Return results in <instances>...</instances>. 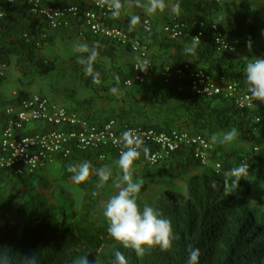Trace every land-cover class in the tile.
I'll list each match as a JSON object with an SVG mask.
<instances>
[{"label":"trees","instance_id":"trees-1","mask_svg":"<svg viewBox=\"0 0 264 264\" xmlns=\"http://www.w3.org/2000/svg\"><path fill=\"white\" fill-rule=\"evenodd\" d=\"M231 1L237 4V11L227 16L232 28L220 19L222 0H179V15L172 12H158L154 16L138 13L140 23L148 20L152 25L151 33H145L142 27L129 31L130 24L121 19L124 7L117 20L106 21V24L123 30L148 51L156 48L167 54L172 52L166 58H160L159 64L149 57L157 71L143 82L133 81L132 87L127 88L125 82L133 75L130 68L125 71L120 67L118 60L121 59L120 50L128 51V46L94 36L84 26L82 17L70 20L65 27L51 30L41 16L30 12L26 3L8 4L0 0V84L6 82L4 70L12 66L28 86L36 78L44 80L60 67L56 58L50 60L41 56V50L50 43V32L54 31L63 38L71 29L79 27L80 35L90 43L89 46L94 42L101 45L94 64L95 71L100 73L99 84H94L91 77L84 74V66L77 62L78 53L70 59L73 73L79 76L84 87L96 94L94 99L77 102L72 98L69 103L81 113L86 123L101 124L114 120L123 125L166 133L184 129L190 135H203L210 141L214 134L236 129L238 143L248 148L245 154H238L236 150L226 151L223 145L212 143L211 162L220 165L219 171L210 166H200L190 148L181 147L169 159L153 167L148 166V159L141 151L139 160L133 165L134 181H143L137 203L141 210L147 205L169 219L176 237L169 251L156 249L143 257H137L131 250L116 244L108 234V224L100 226L95 221L99 195L118 174L122 176L117 164L120 152L110 148L72 149L70 156L61 162L58 177L61 181L71 179L72 173L67 171L69 165L84 161L92 164L93 174L89 180L75 184L83 194L78 211L52 202L48 195L49 182L39 173H26L12 181L10 175L0 171V176H4L10 185L7 190H0V256H7L10 264H21L23 255L30 253L37 256L38 264H73L81 255H88L93 261L96 259L98 264H113L114 252L120 250L128 264H187L188 247L191 245L200 250L199 264H264V103L247 109L238 108L234 99H206L192 90L187 74L180 79L172 74L189 64L192 70H203L214 79L236 84L238 97L245 94L246 64L255 57L264 58V43L256 45L258 25L264 24V16L253 8V0ZM40 2L44 7L76 6L81 12L89 9L84 0ZM121 3L124 5L125 0ZM175 23L187 26L182 41L162 39L160 25L172 26ZM213 25L229 42L227 52L218 51L211 29ZM199 32H202V37L196 54H186L185 47ZM249 40L251 49L246 47ZM194 58L197 65L190 63ZM165 69L170 73L164 74ZM117 76L119 84L115 79ZM113 87H118V96L110 92ZM129 90L138 92L142 100L148 101L146 106L155 111L157 119L161 109L173 112L174 116L159 123L150 119L148 122H136L140 113L131 117L130 113H135V105L122 98L124 93L130 96ZM52 93L63 96L57 91ZM69 94L74 93L70 91ZM26 98L18 96L7 100L0 97V129L3 111ZM103 99L117 104V110H109L104 115L91 112L94 102L91 100ZM123 101L126 107H121ZM257 116H261L259 123L255 122ZM147 147L150 154L155 150L153 146ZM241 162L249 163V175L246 180L241 179L239 187L228 195L224 191L225 174ZM104 166L109 167L112 176L103 188L97 190L95 170ZM182 184L187 188L184 200L179 196ZM151 188L158 191L151 194Z\"/></svg>","mask_w":264,"mask_h":264},{"label":"built area","instance_id":"built-area-1","mask_svg":"<svg viewBox=\"0 0 264 264\" xmlns=\"http://www.w3.org/2000/svg\"><path fill=\"white\" fill-rule=\"evenodd\" d=\"M5 1L8 4L26 3L30 12L41 16L51 30L65 27L70 20L82 17L84 26L94 36L108 39L121 46H128L136 56L146 58V51L138 41L131 39L123 30L106 24V21H114L118 18H113L108 6H100L97 0L90 2L89 9L85 12H81L76 6L44 7L40 0ZM142 25L145 32L151 31L149 21L145 20ZM186 28V25L175 23L172 26H166L164 33L170 39L177 40L183 37V31ZM211 29L218 51L227 52L230 49L229 42L222 38L216 25H213ZM195 36L201 39L202 32ZM133 72L134 81L143 82L151 75L153 69L149 67L146 73H142L135 70L134 65ZM165 73H170L169 69H165ZM0 74H2V67H0ZM172 74L179 79L187 74L192 90L206 99L223 98L230 101L234 99L239 108L254 107L248 99V91L238 97L236 84H226L221 79L216 81L206 71L192 70L188 64H185ZM126 84L131 85L127 82ZM257 103L258 101H253L254 105ZM259 121L260 118H257L256 122ZM129 129L142 134L145 145H155L158 148V151L150 158L151 163L166 158L182 145L194 146L197 156L200 157H204L203 152L208 148L203 138H191L186 133L175 131L169 134L156 133L153 130L121 127L115 121H109L103 125H89L81 121L76 112L35 95L4 110L3 129L2 126L0 129V171L9 170L15 176L23 171H38L51 164L55 156L67 157L73 147L79 150L103 146L122 148V144L114 141L120 139L121 133Z\"/></svg>","mask_w":264,"mask_h":264},{"label":"clouds","instance_id":"clouds-1","mask_svg":"<svg viewBox=\"0 0 264 264\" xmlns=\"http://www.w3.org/2000/svg\"><path fill=\"white\" fill-rule=\"evenodd\" d=\"M92 1L94 0L87 1V4H89ZM133 2L135 3L136 7H144L146 14L150 16H154L158 12L163 13L166 8H170V11L175 15H179L181 12V6L179 0H177V2L175 3H172L171 5L166 4L165 0H147L146 5L142 4L141 0H133ZM97 3L100 6H105V5L108 6V9L111 12L113 18H119L121 14V9L124 7V5L121 3V0H97ZM140 21H141L140 16L132 15L130 18L129 31L135 30L136 26L140 24ZM143 22H141L142 29H143V25H142ZM165 27L166 26L162 27L161 29L162 33L166 36L165 37L166 39L172 40L164 33ZM151 32H152V25H151V31L148 33ZM179 39L172 41H178ZM217 42H219V39H217ZM199 43H200L199 36L192 37V43L186 46L184 49L185 53L188 55H195ZM100 47L101 45L99 44V42H94L91 46H89L86 42H84L76 45L73 49L75 53L79 54L77 57V62L84 66L83 67L84 74L87 77H91L92 82L94 84H99L101 82L100 73L95 71L94 69V64L99 55L98 49ZM225 47H227V45H225ZM246 47L248 49H251L252 47L251 40L247 41ZM145 51H146V58H141V56H136L134 53H131V50L129 52L131 55H133L132 56L133 61L130 66V70L133 76L132 79L126 80L128 84H131L128 86L125 82V86L127 88L132 87L134 81V72H133L134 65H135V70H138L142 73H146L149 67H152L153 69L151 75H153L157 71L156 67H154V65L149 60L150 57L149 51L146 49ZM115 79L117 84H119V77L117 76L115 77ZM245 79H246L247 91L249 93L248 99L252 102V106L256 107L258 104L264 103V58L255 57L246 64ZM214 80L217 81L220 79H214ZM221 80L224 83H226L223 79ZM226 84H230V83H226ZM110 92L113 95L116 96L119 95L118 87L111 88ZM29 97L31 96H28L27 98ZM40 97H44L50 100L51 102L60 104L65 108H68L69 110L76 112L79 116V119L81 121H84L82 119L81 113L77 111L74 107H71L70 105H64L46 96H40ZM253 101H258V103L254 105ZM254 107L247 109H253ZM257 118L261 119V116H257L256 119ZM109 121H114V120H109ZM107 122L101 124H89V125H103ZM115 122L121 127L126 126L133 129L153 130L156 133H164V134H169L175 131L179 133H186L191 138L201 137L205 140V142L208 145L207 150L203 152L204 157L197 156L196 148L194 146L182 145L177 150H179L181 147L190 148L193 153V158L199 163L200 166H210L212 169H214V171H219L220 165L218 163L211 162L212 152L214 150L212 143L221 144V145L229 144L232 143L238 135L236 129H232L230 131L224 132L223 134L212 135L210 141L207 140L206 137L203 135H195V136L190 135V133L184 129H173L166 133V132H158L154 129H143L141 127H132L127 124L123 125L118 121ZM2 129H3V122H2ZM114 142L117 144H122L123 147L114 148L111 146H103L93 149L80 150V151H88L95 149L97 150L99 148H110L120 152L117 164L120 169V172L122 173V176L120 175L121 182L116 184V188L118 189V192L107 200L103 211V216L105 217L108 224V228H107L108 234L116 242V244L121 246L123 249L131 250L132 252L135 253L137 257H143L146 254L156 249H159L161 252H167L172 248L173 241L176 238L173 233L171 221L169 219L164 218L162 214L159 213L153 207L145 205L141 210V208L137 203V197L138 194L141 192L143 181L142 180L134 181L133 165L135 161L139 160L141 151L143 152L145 159H148L147 160L148 166L153 167L157 165L159 162L169 159L171 155L177 150L171 152L166 158H163L156 163H151L150 158L155 152L158 151V148L155 145H145L144 140L142 138V134L137 133L135 130L129 129L122 132L120 135V139ZM147 146H153L155 150L150 154V149ZM72 149H77V148L73 147ZM230 150H233V148L227 149L226 151H230ZM70 154L67 157L61 155L55 156L51 164L47 165L45 168L38 171H34V172L23 171L18 176H15L9 170L2 169V172L6 173V175L7 174L10 175L12 181H17L21 176H23L26 173L44 172L47 168H49L50 166L54 165L57 162H60L61 165V162L67 159L70 156ZM238 154H245V153H238ZM100 159H103V157H100ZM249 168H250L249 163L241 162L238 166L232 168L229 172L225 174L226 177L224 180L225 193H227L228 195L232 194V192L239 187V182L241 181V179L246 180V178L249 175ZM67 171L72 173V177H71L72 181L75 184L79 185L89 180V178L93 174V167L89 161H84L80 164L69 165ZM95 175L98 177L96 188L97 190H99L103 188L105 184L109 181V179L112 176V172L108 166H104L99 169H96ZM181 188L182 190L184 189L185 191L183 197L181 198L182 200H184L187 192L186 185L182 184ZM95 194L96 193H94V195ZM199 257H200L199 248H194L191 245H189L187 264H199ZM0 264H10L9 258L7 256H0ZM21 264H38L37 256L33 253L24 254ZM73 264H98V261L96 259H94V261L90 260L88 255H81L78 256L73 261ZM113 264H128V260L124 252L120 250H116L114 252Z\"/></svg>","mask_w":264,"mask_h":264},{"label":"rangeland","instance_id":"rangeland-1","mask_svg":"<svg viewBox=\"0 0 264 264\" xmlns=\"http://www.w3.org/2000/svg\"><path fill=\"white\" fill-rule=\"evenodd\" d=\"M83 1V0H81ZM90 1V0H84ZM141 3L146 5L147 0H141ZM166 4L171 5V0H165ZM253 8L261 13L264 16V0H253L251 2ZM165 11L167 13L171 12L170 8H166ZM237 11V4L231 0H222V13L220 14V19L226 22L228 28H232V24L227 18L232 13ZM146 12L144 7H136L133 0H125L123 15L130 21L132 15H138V13ZM259 28L257 29V41L256 45L258 46L261 43H264V24H259ZM58 39L54 40L53 44L49 43L41 50V56H46L48 59L52 60L54 58L57 59V65L60 67L55 70L53 73L47 75V77L42 80L36 78L31 85H26L23 83L19 73L12 66L6 68L4 71L5 83L0 84V97L2 99H11L18 96H33V95H42L48 98L54 99L64 105H69V103L73 101H83L86 99H94L96 94L88 90L83 86L81 80H79V76L74 74L72 71V67L70 65V59L77 53L73 51L74 47L80 44V41L77 38H67L57 36ZM57 91L61 93L63 96H57L52 93ZM72 91L74 94L70 95L69 92ZM130 91V90H129ZM130 96L126 93L122 95L124 100L130 101L135 105L134 112H131V116L133 114L144 115L143 113L147 112L148 106L146 103L142 101L141 96L138 92H134L133 90L128 92ZM102 93H100L101 95ZM99 95V94H98ZM97 95V96H98ZM73 98V99H72ZM72 99V100H71ZM93 102L92 111L94 113H100V115H104L105 112L109 110H117V104L102 100H91ZM139 104H134V103ZM144 103V104H143ZM121 105V104H120ZM127 104H124V101L121 107H126ZM137 108V109H136ZM146 109V110H145ZM60 162L55 163L54 165L47 168L44 172L39 173L41 176L46 178L49 182V197L52 202L57 204H62L65 207L70 208L72 211H78L82 205L83 194L76 187L75 183L72 179L68 180H58L59 172H60ZM156 177V176H154ZM121 182V176L118 174L113 183H111L104 193H101L98 198V203L96 206L97 217L96 224L97 225H105L107 221L103 216L104 206L107 200L115 195L118 192L116 188V184ZM151 182V181H150ZM10 188L9 183L4 179V176H0V190H7ZM158 190L155 188H151V194L156 193ZM184 189L180 187L179 195L182 198L184 195Z\"/></svg>","mask_w":264,"mask_h":264},{"label":"crops","instance_id":"crops-1","mask_svg":"<svg viewBox=\"0 0 264 264\" xmlns=\"http://www.w3.org/2000/svg\"><path fill=\"white\" fill-rule=\"evenodd\" d=\"M163 13H167V11H164ZM121 19H122V22H125V23L130 24V21L127 18H125L123 14H122ZM162 25H160V27H159L160 28L159 29V34H160V37L162 39H166L165 38L166 36L161 31ZM136 28L140 29L141 28V23L139 25H137ZM80 30H81V28L75 27V28L71 29L67 33V35L65 37L72 38V39H73V37H75V38H77L78 41H80V43L86 42L88 45H90L89 42L85 41L84 38H82V35H80ZM157 31H158V29H157ZM49 35L51 37L50 44L51 43L53 44L54 40H57L58 39V37H57L58 35L54 31H51ZM180 41H182V40L179 39L177 42H180ZM120 52H121V59L118 60V65L120 67H122L125 71H127V69L129 70V68L131 66V63L133 61L132 56H131V54L127 50H120ZM171 53L172 52H169L167 54V53H164L161 50L155 48V49H152L151 51H149V56L150 57H153L154 60L157 61V62H154V63L159 64L160 63L159 61H161L160 58H162V57L166 58V56H168ZM190 63L192 65H197V59L194 58L193 60H191ZM130 91H132V90H130ZM142 101H144L146 104L148 103V101H146V100H142ZM143 114L144 115H139V117L136 118V122H138V123L148 122V120L150 119L153 122H154V120H156V122L159 123L160 121L167 120V119H169V118H171V117L174 116L173 112H170L167 109H161V110H159V112H158V114H159L158 119L156 118V115H155V111L154 110L147 109V112H145ZM132 116L134 117V115H132ZM137 116H138V114H137ZM223 148L225 150L232 149L233 148V150H236L238 153H246L248 151L247 150L248 148H247L246 145L239 144L238 143L237 137L235 138V140L232 143L224 144L223 145Z\"/></svg>","mask_w":264,"mask_h":264}]
</instances>
